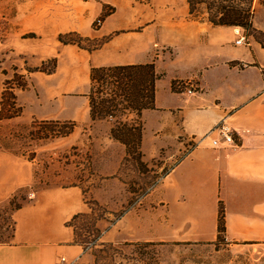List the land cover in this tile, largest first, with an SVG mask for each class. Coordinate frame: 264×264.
<instances>
[{"label": "crops", "instance_id": "obj_1", "mask_svg": "<svg viewBox=\"0 0 264 264\" xmlns=\"http://www.w3.org/2000/svg\"><path fill=\"white\" fill-rule=\"evenodd\" d=\"M185 3L0 0V17L15 19L18 29H24L8 34L11 47L38 54L39 61L57 48L59 56L72 54L89 68L153 62L156 72L164 74L155 83V107L141 112V150L151 156L175 147L168 153L171 157L190 141V151L162 176L142 208L126 212L109 227L99 221V229L107 227L102 238L111 243H188L193 248L190 264H202L197 259L201 256L214 264H264V47L256 41L236 44L241 27L197 21L188 17ZM98 17L101 24L95 27ZM69 31L106 40L92 52L74 49L56 39L59 32ZM26 32L36 36L22 37ZM36 42L37 49L31 48ZM163 47L166 50L160 51ZM185 80L194 84V93L172 88L173 81ZM45 89L39 97L33 89L26 91L25 111L33 109V117L102 126L109 132V126L91 120L85 84L76 88L75 83L59 81L48 90L51 97L43 96ZM51 102L54 108H43ZM221 120L238 134L232 149L214 148L204 138ZM3 156L7 155L0 154V206L34 176L30 165L15 158L3 163ZM76 191L56 187L40 192L32 203L8 208L13 229L10 240L0 242V264H56L62 256L76 264L84 255L83 246L73 242L66 225L68 209L79 198L73 203L68 196ZM219 205L224 219L220 238Z\"/></svg>", "mask_w": 264, "mask_h": 264}, {"label": "rangeland", "instance_id": "obj_2", "mask_svg": "<svg viewBox=\"0 0 264 264\" xmlns=\"http://www.w3.org/2000/svg\"><path fill=\"white\" fill-rule=\"evenodd\" d=\"M182 3L184 4L181 2L179 9L184 6ZM185 4L188 10V5ZM251 4L252 25L255 31L241 27V34L245 37L241 44L247 45L249 41H256L264 47V0H252ZM197 11L198 18L195 20L205 21L204 7L199 6ZM97 19L101 24V18ZM97 19L93 23L95 27L100 25L96 24ZM18 28L20 25L17 20L0 17V154L7 155L1 158L3 163H9L12 158H15L19 163H24V166L30 165L34 176L31 183L26 185L23 183L12 196L2 202L4 204L0 206V242H8L12 235V220L6 214L8 208H19L26 202L32 203L33 200L39 199L40 192L45 190L56 187L66 189L75 187L77 191L69 194L68 197L73 203H75L74 197H79V203L77 199L76 204L68 209L69 217L66 225L72 229L73 242L83 246L84 255L76 264H190L193 248L188 243H111L102 238L107 227L104 229L97 227L99 221L108 223L109 227L126 212L142 208L145 197H148L162 176L190 151V141L184 144L183 150L171 157H168V153L176 151L175 147L162 148L151 156L144 155L141 146H136V142L132 141L133 136L137 134V129L140 126L143 129L141 117L143 109H137L138 106L133 109L107 108L97 118L91 119L93 122L97 121L109 126L110 130L116 128L115 132H118L125 141H129L128 145L113 138L110 130L105 133L102 126L94 128L90 124L71 120H43L33 117V109L29 112L25 111L28 104L26 100L29 99L28 91L32 93L34 91L39 97L47 88L43 96L51 97L52 91L48 90H52L57 82L63 81L67 84L75 83L76 88L85 84L87 94L90 89L91 67L85 66L72 54L66 53L59 56L57 48H52L51 55L39 61L40 55L30 54L27 49L19 51L11 47L8 34L15 32L19 34L24 30ZM35 36L33 33L26 32L22 37ZM73 38L78 40L74 36ZM80 42L87 47H91L94 43V41L85 40ZM36 46L37 42L31 48ZM73 46L74 49H81L76 45ZM174 48L177 46L167 47L170 50ZM162 50L166 49L163 47L160 51ZM36 69L45 71L53 69L52 73L55 72V75L47 76L48 73ZM156 73L160 75L157 80L164 76L163 73ZM38 74L41 75L40 78ZM262 74L264 77V69ZM111 82L112 79L107 76L101 84H96L95 91L96 88L102 90V93H95L97 101L110 98ZM118 87L117 84V90ZM172 88L189 94L196 90L190 80L173 81ZM77 94L67 93L66 95L69 97ZM20 95L25 96L26 99L20 100ZM130 97L132 101V96ZM137 98L142 103L147 101L140 95ZM117 101L119 104H124L122 98L117 97ZM108 103L106 106L110 107ZM30 107L41 108L42 105L31 104ZM154 107L155 105L152 108ZM43 108L52 109L54 105L51 102L45 104ZM109 113L112 116H109ZM222 121L225 120L219 121L213 128ZM122 127L132 129V134L128 135ZM237 138L238 134L233 129L235 146L225 149L236 147ZM138 151L140 155L137 154ZM25 177L22 179L25 180ZM202 250L203 248H199L200 254L203 253ZM197 259L202 264L205 261L202 256ZM64 260L63 264H72L65 257ZM205 262L214 264L209 257Z\"/></svg>", "mask_w": 264, "mask_h": 264}, {"label": "trees", "instance_id": "obj_3", "mask_svg": "<svg viewBox=\"0 0 264 264\" xmlns=\"http://www.w3.org/2000/svg\"><path fill=\"white\" fill-rule=\"evenodd\" d=\"M188 5V15L194 19L197 17V10L199 6H203L205 10V21L211 25H225V26H238L246 30L255 31L252 25V0H186ZM76 37L78 40L73 38ZM57 40L62 44L76 45L81 49L88 52H92L98 49L106 38H96L90 36H82L78 32L69 31L61 32L57 35ZM94 41L92 46L87 47L82 45L80 41ZM54 69V68H53ZM53 69L45 71L43 69H36L45 73H52ZM110 76L112 82L110 83V98L96 100L95 93H102L98 88L95 91L96 84H101L105 80V77ZM160 77L154 70L153 63L146 64H128V65H114V66H100L90 68V89L88 92L90 117L92 120L98 117V115L107 108L120 109L128 108L133 109L138 106L137 109L152 108L154 106V84ZM139 82V84H137ZM118 84V90H117ZM139 85V87L137 86ZM114 88V90H113ZM109 90L108 88H104ZM142 93V94H141ZM113 95V96H112ZM132 96V101L131 97ZM140 97L146 98L144 103L139 101ZM117 97L124 100V104H119ZM108 99H110L108 101ZM109 102V103H108ZM110 104V107L106 104ZM120 105V106H119ZM109 116H112L109 113ZM116 128H111L110 134L116 140L122 142L124 145H128L129 141H125L124 138L118 132H115ZM122 129H124L122 127ZM128 132V135L132 134V129H124ZM118 133V134H117ZM142 135L141 126L137 129V134L133 136L135 145L140 146ZM138 155L139 151L137 152ZM224 232V219L223 209L219 205L218 209V238ZM76 242H79L76 240Z\"/></svg>", "mask_w": 264, "mask_h": 264}, {"label": "built area", "instance_id": "obj_4", "mask_svg": "<svg viewBox=\"0 0 264 264\" xmlns=\"http://www.w3.org/2000/svg\"><path fill=\"white\" fill-rule=\"evenodd\" d=\"M96 24H100L99 19L96 20ZM236 33L238 37L235 42L236 44H241L245 40V37L239 31H236ZM204 138L209 140L212 147L228 148L233 145L235 146V141L233 140V128L225 121L220 122L208 134H206ZM58 263H65L64 257H61Z\"/></svg>", "mask_w": 264, "mask_h": 264}]
</instances>
